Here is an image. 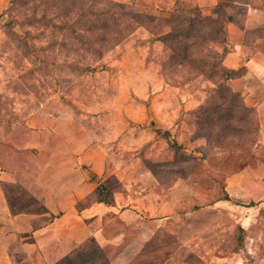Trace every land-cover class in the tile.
I'll return each mask as SVG.
<instances>
[{"label":"rangeland","instance_id":"374dc122","mask_svg":"<svg viewBox=\"0 0 264 264\" xmlns=\"http://www.w3.org/2000/svg\"><path fill=\"white\" fill-rule=\"evenodd\" d=\"M218 1L227 3L101 0L92 35L77 38L63 18L31 22V2L13 20L0 16V170L9 175L0 193L12 213H38L32 228L48 222L34 174L52 159L68 171L82 127L106 156L98 181L112 203L121 192L140 201L132 220L110 210L95 223L108 239L96 264L106 255L108 264H264V0L223 6L234 20L225 22L222 63L240 73L222 87L160 39L172 13L214 16ZM15 233L5 264L60 258L27 255L20 237L32 239V230ZM90 238L73 252L90 254Z\"/></svg>","mask_w":264,"mask_h":264},{"label":"crops","instance_id":"0c3cea01","mask_svg":"<svg viewBox=\"0 0 264 264\" xmlns=\"http://www.w3.org/2000/svg\"><path fill=\"white\" fill-rule=\"evenodd\" d=\"M197 2L208 7L216 0H197ZM230 28L236 31L234 26ZM76 136L82 138V143H76L69 152L72 166L68 171L57 170L54 165L55 159H52L44 165V169L38 168L34 174L36 179L42 180L36 185L34 192L47 209L44 213L54 215L45 225L32 228V221L40 215L12 213L0 193V264L8 261L10 251L8 238L11 233L16 234V231L32 230L30 235L32 239L25 240V236L20 237L19 249L27 255L40 253L50 257L56 255L58 258L68 253L75 243L89 236H94L100 245H104L108 239L102 233V227L95 224L100 223L104 212L113 210L124 218L129 217L130 220L139 216L137 209L140 201L124 192L115 194L114 202L111 204L94 200L80 209L75 207L78 199L94 191L99 178L103 175L106 159L104 151L92 143L82 127L77 128ZM7 173L5 170H0V178H9ZM90 174L93 176L90 177ZM124 204L126 205L123 206ZM88 216L93 217L91 222H88ZM92 224L94 226H91ZM71 244L72 247L69 248Z\"/></svg>","mask_w":264,"mask_h":264},{"label":"trees","instance_id":"16d2710c","mask_svg":"<svg viewBox=\"0 0 264 264\" xmlns=\"http://www.w3.org/2000/svg\"><path fill=\"white\" fill-rule=\"evenodd\" d=\"M230 1L239 0H227V3L224 4L218 1L212 10L214 16L194 12L196 15L194 18L192 16H182L179 11L172 13L169 16V21H174V24L171 25L170 30L160 36L162 41H169L172 44L170 48L176 56L191 60L193 64H196V68H199L202 72L209 71V75L214 74V76H217L216 87L225 85L224 78L229 79L240 73L239 69L228 68L222 63L227 52L225 22L234 20V14H226L223 9V6L228 5ZM28 2L32 3V6L28 8L31 12V22L47 23L63 18V20L71 23L73 37L75 38L85 35V33L92 35L95 30V22L101 15V0H10L9 6L0 13V16L7 14L10 17L9 20H13L11 18L15 16L17 10ZM198 7L195 4V8L198 9ZM177 10L178 7L175 4L172 11ZM196 19H198L197 23L195 22ZM193 37H198L199 40L191 41ZM209 42L217 46L211 54L208 53L212 48ZM95 44L94 42L90 43V53L98 55V46H95ZM209 56H211L210 59H208ZM208 122L209 124L216 123L212 117H209ZM109 192L107 184L100 180L92 193L96 194V201L111 204L113 197H108ZM78 201L80 199L76 201V204ZM76 207L80 209L83 205ZM90 240L95 243V247L91 251L88 249L90 252L83 251L90 254L75 253L73 252L75 248H73L52 264H96L102 254L104 255V252H106V248H104V245H100L94 236H91ZM109 262L110 259L106 255L105 262L102 264H108Z\"/></svg>","mask_w":264,"mask_h":264}]
</instances>
